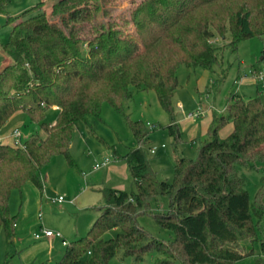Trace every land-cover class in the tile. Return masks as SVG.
Here are the masks:
<instances>
[{
  "label": "trees",
  "instance_id": "trees-1",
  "mask_svg": "<svg viewBox=\"0 0 264 264\" xmlns=\"http://www.w3.org/2000/svg\"><path fill=\"white\" fill-rule=\"evenodd\" d=\"M9 1L0 0V13L6 14ZM97 1L56 0L48 11L32 14L42 8L39 1L19 15H6L12 26L3 45L10 62L0 69V129L22 110L43 135L31 134L23 146L0 142V231L14 235L12 190L29 181L41 191V171L54 155L75 166L70 146L77 123H87L88 116L99 120L106 101L138 143L122 157L135 187L103 188L96 219L84 235L66 241L57 264H110L119 252L138 261L153 250L162 255L155 264H170L174 257L183 264H232L252 255L255 241L264 254V182L250 201L237 172V165L264 166L259 95L230 94L224 113L212 117L196 156L175 157L170 180L156 176L142 149L150 134L147 122L125 112L133 90L153 89L170 118L168 133L180 139L172 105L178 67L216 64L215 34L224 39L228 33L232 50L241 40L262 35L264 0H140L121 22L99 20ZM129 24L133 31L127 30ZM85 32L90 38H82ZM53 106L57 115L49 124L45 113ZM227 123L231 130L220 139ZM161 196L167 197V207L153 210ZM143 214L174 238L151 235L137 220ZM114 228V236L105 237Z\"/></svg>",
  "mask_w": 264,
  "mask_h": 264
},
{
  "label": "rangeland",
  "instance_id": "rangeland-1",
  "mask_svg": "<svg viewBox=\"0 0 264 264\" xmlns=\"http://www.w3.org/2000/svg\"><path fill=\"white\" fill-rule=\"evenodd\" d=\"M39 1L43 3L42 8L35 9L32 14L41 9L48 11L56 0H10L6 6V14L0 13V47L8 57L9 49L2 47L6 43L12 23L6 24V15H19ZM139 1L98 0L100 9L97 11V18L101 21L115 19L121 22L128 17L130 10ZM127 30L133 31V27L129 24ZM82 38H90V34L85 32ZM229 40L228 33L224 39L217 34L212 38L211 42L216 48L218 60L210 69L187 67L184 64H181L177 69L178 81L172 97V105L174 123L181 133L180 139L175 140L168 133L166 125L170 123V118L160 106L153 89L133 90L132 96L125 102V112L130 119L154 125L153 127L148 126L149 138L142 145V149L151 169L159 179L170 180L172 178L176 156L189 158L196 156L199 142L207 138L206 129L212 117L224 112L230 94L236 93L246 98L258 94L261 101L264 102V75L261 79L251 75L256 71L264 73V33L241 40L238 42L236 50H232L228 45ZM81 49L83 52L86 51V43L82 44ZM238 74H246L248 77L242 83H238ZM197 108L202 109L204 113L191 119L185 117L188 112ZM56 115V107L48 108L45 113V121L49 124L53 123ZM86 121L87 123L78 122L72 135L70 156L75 166H70L64 156L54 155L47 167L41 171L44 192L40 218L47 228L60 231L68 241L84 235L88 230L92 218L95 216L93 214L96 211L95 206L102 204L101 190L103 188L115 187L130 191L135 187L122 157L138 143L121 114L104 101L101 105L100 119L88 116ZM87 126H91V131H88ZM14 128H19L23 140L33 133L43 134L39 124L31 121L22 110L12 114L0 130V136L9 134ZM230 130L231 124H225L220 129L218 137L224 138ZM150 148H154V152H151ZM105 157H108L111 162L108 165L95 168L94 164L100 163ZM115 166L120 169L117 175L111 171ZM256 166L237 165V172L244 179V188L249 193L250 201L253 200L261 182H264V166L262 163H256ZM82 189L83 191L80 192ZM39 191L29 181L24 184L21 190H12L9 198L11 215L21 214V209L27 198H29V215L32 217L36 213L38 214L39 211L32 205V200L39 196ZM75 194L78 195L76 198ZM58 195L64 197L63 202L59 204L49 201L50 197ZM82 203L88 204L89 208L78 210L77 206ZM166 207V196H161L152 205L153 210ZM137 220L145 230L158 239L169 241L174 238L171 230L158 226L150 215H140ZM32 231L33 227L20 231L21 239L19 240H22V245L19 241L11 240L3 231H0V264H57L58 255L64 251L65 245L58 240L55 242L53 250L49 252L47 245L42 244L41 238L40 240L34 239ZM114 234L115 232L111 230L105 234V237L114 236ZM34 244L41 245L35 253L31 249L24 250ZM253 249L252 255L242 257L232 264H264V254L260 251L258 241L253 243ZM7 251L11 253L8 257L6 256ZM57 253L58 255H56ZM160 258L162 255L155 250L146 253L143 259L138 261L131 256H123L119 252L111 259L110 264H155L156 259ZM170 264L183 263L181 259L174 257L170 260Z\"/></svg>",
  "mask_w": 264,
  "mask_h": 264
},
{
  "label": "crops",
  "instance_id": "crops-1",
  "mask_svg": "<svg viewBox=\"0 0 264 264\" xmlns=\"http://www.w3.org/2000/svg\"><path fill=\"white\" fill-rule=\"evenodd\" d=\"M3 48V47H2ZM10 62V57H8L6 54H4V52H2L1 51V47H0V69L4 66V65H6L7 63H9ZM248 72H250V71H248ZM250 74V73H249ZM238 75H242V74H238ZM246 75V74H245ZM246 77H248L247 75H246ZM245 77V78H246ZM245 78H243V80H242V82L244 81V79ZM241 82V83H242ZM53 107H56V106H53ZM57 108V107H56ZM224 113V112H223ZM2 129V128H1ZM0 129V130H1ZM8 134H6L5 136H7ZM43 135V134H42ZM41 135V136H42ZM28 137V136H27ZM26 137V138H27ZM8 140H10V141H8ZM5 141L6 142H8V143H10L11 142V138L9 137V136H7L6 137V139H5ZM72 143V142H71ZM71 147V146H70ZM47 167V166H46ZM126 168H127V165H126ZM120 169H118V167H114L111 171H112V173L114 174V175H117V174H119V171ZM42 181H43V178H42ZM44 185V184H43ZM115 188V187H114ZM115 189H118V188H115ZM83 191V189L80 191V192H82ZM43 192H44V186H43V189L41 190V191H39V196L38 197H35V198H33V200H32V205L35 207V208H37L38 209V211L42 208V195H43ZM78 194H79V192H78ZM78 195H76L75 194V198L77 197ZM71 201H72V199H70ZM29 198H27L26 199V202L24 203V207L21 209V214L19 215H17V220H16V222H15V227H14V235L11 237V240H13V241H15V242H20V244L22 245V240H19V239H21V236H20V231L22 230V229H24V228H28V227H33V231H32V234H33V232H35V231H37L40 227H46L47 228V226H45L46 224L43 222V220H42V218H39L38 217V214L36 213L35 215H33L32 217H31V215H29V210H28V207H29ZM60 204V203H59ZM62 207V206H61ZM60 207V208H61ZM87 208H89V206H88V204H84V203H82V204H80L79 206H77V209L78 210H87ZM96 213V214H95ZM93 214L95 215L94 216V218H92L93 220H92V222L96 219V217H97V215H98V211L96 210V211H94L93 212ZM92 222H91V224H92ZM90 224V225H91ZM90 227V226H89ZM36 229V230H35ZM49 229V228H48ZM116 228H114L112 231H114V232H116ZM55 231H57V230H55ZM18 233V234H17ZM70 233H72V232H70ZM71 235V234H70ZM33 238V237H32ZM63 238L66 240V236L65 235H63ZM35 239V238H34ZM41 239H42V244H44V245H47L46 247L48 248L47 250L49 251V252H51L52 250H53V248H54V244H55V242L56 241H58V240H60L61 241V239L60 238H57V237H41ZM36 240V239H35ZM39 240H40V238H39ZM67 242H68V240H66ZM61 244H62V242H61ZM63 245H65V244H63ZM41 246V245H40ZM40 246H37L36 244H34L33 246H31L30 248H24V250H32V252H36V251H38L39 249H40ZM24 250H21V251H24ZM62 253L63 252H61L59 255H58V253L56 254V255H58V260H59V257H60V255H62ZM57 260V261H58Z\"/></svg>",
  "mask_w": 264,
  "mask_h": 264
},
{
  "label": "built area",
  "instance_id": "built-area-1",
  "mask_svg": "<svg viewBox=\"0 0 264 264\" xmlns=\"http://www.w3.org/2000/svg\"><path fill=\"white\" fill-rule=\"evenodd\" d=\"M250 74H251V72H250ZM251 75H253L254 77H256L258 79H261L262 76L264 75V73L256 71V72H252ZM245 77H246L245 74L239 75L238 78H237V82L241 83L243 78H245ZM203 113H204V111L202 109L197 108L195 110H192V111L188 112L185 115V117L188 118V119H191V118L200 116ZM147 125L150 126V127L154 126L153 124H149L148 122H147ZM7 136H9L11 138V142H10L11 145L23 146V141L24 140L22 138V133L19 130V128H14ZM7 136H0V142L5 141ZM150 150H151V152H154V148H150ZM110 162H111V160L108 157H105L100 163H95L94 167L95 168H99L101 166L108 165ZM49 201L51 203H61V202L64 201V197L62 195H58L56 197H50ZM40 216H41V213H40V210H39L38 217L40 218ZM33 237L35 239H39L41 237H57V238L61 239L62 244H66V240L63 238V236H62L60 231H53V230L48 229V228L43 227V226L40 227L37 231L33 232Z\"/></svg>",
  "mask_w": 264,
  "mask_h": 264
}]
</instances>
